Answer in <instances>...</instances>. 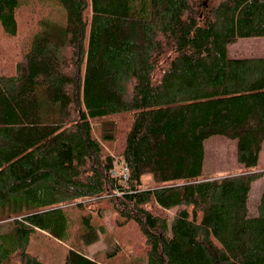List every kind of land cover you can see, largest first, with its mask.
Segmentation results:
<instances>
[{
	"label": "trees",
	"instance_id": "trees-1",
	"mask_svg": "<svg viewBox=\"0 0 264 264\" xmlns=\"http://www.w3.org/2000/svg\"><path fill=\"white\" fill-rule=\"evenodd\" d=\"M36 4L64 18H27ZM24 26L20 53L0 47V264H48L34 231L69 242L64 264H104L70 241L107 211L140 233L133 250L116 233L119 264H264V56L229 53L264 37V0H0V41ZM215 134L244 171L203 176Z\"/></svg>",
	"mask_w": 264,
	"mask_h": 264
},
{
	"label": "rangeland",
	"instance_id": "rangeland-1",
	"mask_svg": "<svg viewBox=\"0 0 264 264\" xmlns=\"http://www.w3.org/2000/svg\"><path fill=\"white\" fill-rule=\"evenodd\" d=\"M50 5V4H49ZM27 18L39 17L45 14H51L54 17H58V12L60 10L55 5H50V8L46 4H36L24 9ZM31 17V18H30ZM64 18L63 10L62 16L59 14L60 18ZM22 24V22H21ZM35 29L30 26L20 27L19 33L12 39L11 46L8 41H0V47H5L7 50H13L14 55L20 53L23 49L21 45L29 44V39L32 37V33ZM229 53L231 56L241 57V56H264V37H253V38H240L236 42L229 45ZM16 56V55H15ZM17 58V57H16ZM14 58L13 62L17 59ZM2 64L5 66L10 65V60L8 58L2 59ZM10 71L13 70L12 67L9 68ZM107 116H102L94 119L93 123L98 127L102 120L108 119ZM126 129V127L124 126ZM96 130V129H95ZM100 135V132H98ZM237 150V139L229 138L221 134L211 135L205 140V159H204V177H218L227 174H238L244 171V165L240 163L236 157ZM258 170L264 169V144L260 151V156L257 164ZM144 185H154L156 182L151 173H146L142 177ZM264 189V177H258L252 182V189L250 193V212L255 213L256 205L259 201L260 195ZM172 212V211H171ZM202 213L199 214L201 217ZM75 220L76 217H75ZM171 220V219H170ZM77 222V221H76ZM74 223V230L77 227V236L74 232L70 243L80 246L82 251L90 257H97L103 260L104 264L120 263V259L117 258L119 254H115V257L106 258L107 251L115 247L117 244L116 233H125L124 239L129 241L126 245L130 246V250L133 247L140 245V233L139 230L132 225L127 226L128 228H123L120 230L115 227V223L112 220V212H104L103 225L104 229L99 230V236L94 241H85L84 238H80L81 229ZM4 229L0 225V230ZM118 229L120 231H118ZM65 240V239H64ZM85 241V242H84ZM69 242H65L56 238H52L48 233L41 231H34L32 233V242L30 248L37 251L41 258L48 264H64V257L68 248ZM126 249V248H125ZM127 250V249H126ZM122 249L120 250V252Z\"/></svg>",
	"mask_w": 264,
	"mask_h": 264
},
{
	"label": "built area",
	"instance_id": "built-area-1",
	"mask_svg": "<svg viewBox=\"0 0 264 264\" xmlns=\"http://www.w3.org/2000/svg\"><path fill=\"white\" fill-rule=\"evenodd\" d=\"M113 175H122L123 178H127L128 177V166L126 164H124V162L121 165V171H118L116 169H113L112 171Z\"/></svg>",
	"mask_w": 264,
	"mask_h": 264
}]
</instances>
